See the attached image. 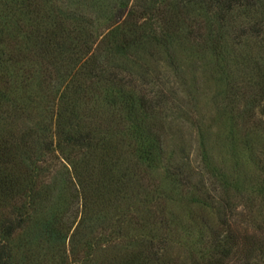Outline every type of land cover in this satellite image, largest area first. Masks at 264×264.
Instances as JSON below:
<instances>
[{
  "label": "trees",
  "instance_id": "1",
  "mask_svg": "<svg viewBox=\"0 0 264 264\" xmlns=\"http://www.w3.org/2000/svg\"><path fill=\"white\" fill-rule=\"evenodd\" d=\"M183 38L226 67L244 63L247 111L264 115V0H0V264L229 259L230 232L178 207L214 200L202 182L188 185L153 129V104L122 76L142 52L169 56ZM237 129L230 118V140ZM262 140L242 144L245 159L258 160ZM208 143L200 133L203 169L224 190V160Z\"/></svg>",
  "mask_w": 264,
  "mask_h": 264
},
{
  "label": "rangeland",
  "instance_id": "2",
  "mask_svg": "<svg viewBox=\"0 0 264 264\" xmlns=\"http://www.w3.org/2000/svg\"><path fill=\"white\" fill-rule=\"evenodd\" d=\"M72 9L76 10L73 6ZM197 42L189 43L183 38V45L176 43L169 56L161 49L150 48L149 52L155 55L150 57L142 52L141 59H136L133 64L126 62L122 76L125 75L124 79L130 83L126 87H132L153 104V129L160 135L165 152L173 155L176 163L185 165L182 175L188 185L197 186L202 182L207 195L214 200L212 209L178 203V207L183 208L180 210L188 216L193 215L196 225L202 223V216L209 217L210 214L209 223L216 232H230L233 253L223 264H264V140L253 145L254 151H258L255 163L248 160L249 154L246 160L240 150L244 142L251 145L264 136V115L260 107L247 111L250 105L247 88L244 91L243 87L246 86L245 64L239 62L226 67L219 57ZM218 64L225 67L223 73L226 71V79L231 85L236 84L235 90L239 84L243 90L228 93L225 74L221 75ZM40 115L33 114L30 118L38 122ZM230 118L239 128L235 130L234 140L228 137ZM245 123L247 128L258 125L259 131L256 134L253 130L246 132L245 127L242 128ZM202 132L209 140L213 158L220 165L223 160L226 164L228 187L224 190L221 177L203 169L198 150ZM232 141L239 153L236 162L227 158ZM201 230L207 238L208 232L204 228ZM169 249L180 252L177 246H169Z\"/></svg>",
  "mask_w": 264,
  "mask_h": 264
}]
</instances>
